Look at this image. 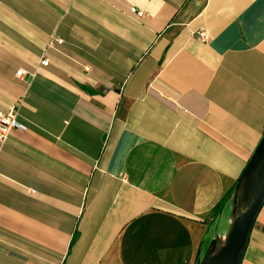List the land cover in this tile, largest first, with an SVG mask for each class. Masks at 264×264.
I'll return each mask as SVG.
<instances>
[{
    "label": "crops",
    "instance_id": "obj_1",
    "mask_svg": "<svg viewBox=\"0 0 264 264\" xmlns=\"http://www.w3.org/2000/svg\"><path fill=\"white\" fill-rule=\"evenodd\" d=\"M13 107L0 264H195L264 134V0H0Z\"/></svg>",
    "mask_w": 264,
    "mask_h": 264
},
{
    "label": "water",
    "instance_id": "obj_2",
    "mask_svg": "<svg viewBox=\"0 0 264 264\" xmlns=\"http://www.w3.org/2000/svg\"><path fill=\"white\" fill-rule=\"evenodd\" d=\"M264 203V134L227 200L226 230L214 236L195 264H241L255 218Z\"/></svg>",
    "mask_w": 264,
    "mask_h": 264
},
{
    "label": "built area",
    "instance_id": "obj_3",
    "mask_svg": "<svg viewBox=\"0 0 264 264\" xmlns=\"http://www.w3.org/2000/svg\"><path fill=\"white\" fill-rule=\"evenodd\" d=\"M134 12V10H132ZM140 15V14H138ZM58 44L61 43L60 40L57 41ZM46 61H42L41 65H46ZM24 71L20 70L16 73V77H22ZM15 129H23V127L17 122V111L16 109L10 108L7 113L0 115V143H3L8 137L9 133Z\"/></svg>",
    "mask_w": 264,
    "mask_h": 264
},
{
    "label": "rangeland",
    "instance_id": "obj_4",
    "mask_svg": "<svg viewBox=\"0 0 264 264\" xmlns=\"http://www.w3.org/2000/svg\"><path fill=\"white\" fill-rule=\"evenodd\" d=\"M228 215H229V209L224 208L222 216L220 217V221L218 222V224H215L211 227V230H210L211 239L214 237V235L218 236L219 234L225 233L226 226H227L226 224L228 222Z\"/></svg>",
    "mask_w": 264,
    "mask_h": 264
},
{
    "label": "trees",
    "instance_id": "obj_5",
    "mask_svg": "<svg viewBox=\"0 0 264 264\" xmlns=\"http://www.w3.org/2000/svg\"><path fill=\"white\" fill-rule=\"evenodd\" d=\"M232 191H233V189H232V190L230 191V193L228 194V197L231 195ZM222 204H223V203H222ZM222 204H221V205H222ZM220 208H221V206L219 207V209H220ZM219 209H218V211H217V213H216V214H218V213H219V211H220Z\"/></svg>",
    "mask_w": 264,
    "mask_h": 264
}]
</instances>
